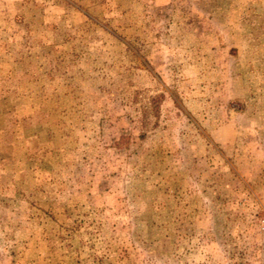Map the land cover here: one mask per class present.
Listing matches in <instances>:
<instances>
[{
    "label": "rangeland",
    "instance_id": "rangeland-1",
    "mask_svg": "<svg viewBox=\"0 0 264 264\" xmlns=\"http://www.w3.org/2000/svg\"><path fill=\"white\" fill-rule=\"evenodd\" d=\"M0 264H264V0H0Z\"/></svg>",
    "mask_w": 264,
    "mask_h": 264
}]
</instances>
